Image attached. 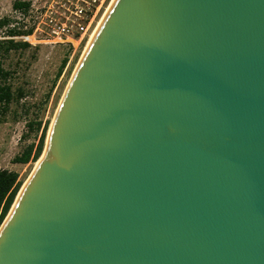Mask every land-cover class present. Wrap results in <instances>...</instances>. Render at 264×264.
<instances>
[{"label": "water", "instance_id": "water-1", "mask_svg": "<svg viewBox=\"0 0 264 264\" xmlns=\"http://www.w3.org/2000/svg\"><path fill=\"white\" fill-rule=\"evenodd\" d=\"M0 264H264V0H114Z\"/></svg>", "mask_w": 264, "mask_h": 264}, {"label": "rangeland", "instance_id": "rangeland-1", "mask_svg": "<svg viewBox=\"0 0 264 264\" xmlns=\"http://www.w3.org/2000/svg\"><path fill=\"white\" fill-rule=\"evenodd\" d=\"M15 1L0 0V19L6 18L9 23L16 20L12 8ZM2 31L3 28L0 30V37L6 34H2ZM86 42L75 50L50 47L37 42L30 43L25 49L9 52L0 49V64L10 73L7 84L15 97L5 112L0 110V170L17 173L22 185L36 162L30 159L26 164H16L14 158L20 156L28 146L37 145L45 125L48 126L47 136ZM63 59L67 61L58 74Z\"/></svg>", "mask_w": 264, "mask_h": 264}, {"label": "built area", "instance_id": "built-area-1", "mask_svg": "<svg viewBox=\"0 0 264 264\" xmlns=\"http://www.w3.org/2000/svg\"><path fill=\"white\" fill-rule=\"evenodd\" d=\"M15 21L0 40L78 49L93 33L111 0H18ZM14 31L13 34H10ZM87 43V42H86Z\"/></svg>", "mask_w": 264, "mask_h": 264}, {"label": "trees", "instance_id": "trees-1", "mask_svg": "<svg viewBox=\"0 0 264 264\" xmlns=\"http://www.w3.org/2000/svg\"><path fill=\"white\" fill-rule=\"evenodd\" d=\"M20 4L16 0L12 8H19ZM9 20L6 18L0 19V30L8 24ZM14 31H11L10 34H13ZM29 46L28 42H14L13 40H0V49L4 52H9L10 50L25 49ZM67 59H63L58 74L62 71L66 64ZM10 73L4 70L0 64V110L5 112L8 109L10 103L14 100V95L9 84H7V79ZM20 98L21 95L19 94ZM47 125L44 126L42 134L38 140L37 145H30L26 148L23 153L14 158V163L16 164H26L32 159L34 162H37L39 157L42 154L44 148V141L47 131ZM22 183L18 180V174L15 172L0 170V226L4 221L6 215L8 214L15 197L21 188Z\"/></svg>", "mask_w": 264, "mask_h": 264}, {"label": "bare ground", "instance_id": "bare-ground-1", "mask_svg": "<svg viewBox=\"0 0 264 264\" xmlns=\"http://www.w3.org/2000/svg\"><path fill=\"white\" fill-rule=\"evenodd\" d=\"M111 1L113 2L114 0H111ZM112 2H111V4H112ZM111 4L109 5V7L111 6ZM109 7H108V9H109ZM108 9L105 10V11H106L105 14L107 13ZM105 14H103L102 18H101V19L99 20V22L97 23V26H96V28L94 29L93 33L89 36L88 41H87V43H86V45H85V48H84V50H83V52H82V54H81V57L83 56L84 52L86 51L88 45L91 43V41H92V39H93V37H94V35H95V33H96L98 27L100 26V24H101V22H102V19L104 18ZM80 59H81V58H80Z\"/></svg>", "mask_w": 264, "mask_h": 264}]
</instances>
